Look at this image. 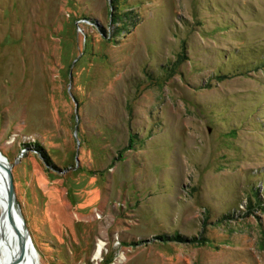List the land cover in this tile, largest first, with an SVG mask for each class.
I'll list each match as a JSON object with an SVG mask.
<instances>
[{"label": "rangeland", "instance_id": "374dc122", "mask_svg": "<svg viewBox=\"0 0 264 264\" xmlns=\"http://www.w3.org/2000/svg\"><path fill=\"white\" fill-rule=\"evenodd\" d=\"M0 153L40 264H264V0H0Z\"/></svg>", "mask_w": 264, "mask_h": 264}, {"label": "bare ground", "instance_id": "6f19581e", "mask_svg": "<svg viewBox=\"0 0 264 264\" xmlns=\"http://www.w3.org/2000/svg\"><path fill=\"white\" fill-rule=\"evenodd\" d=\"M6 158V157H5ZM0 153V264H40L39 256L34 259L32 256L21 260L20 242L16 229H21L19 217L21 207L15 208L12 213V222L8 217V185L9 180L4 163L6 162ZM7 163L10 165L9 160ZM100 242L98 252L102 248Z\"/></svg>", "mask_w": 264, "mask_h": 264}, {"label": "water", "instance_id": "95a60500", "mask_svg": "<svg viewBox=\"0 0 264 264\" xmlns=\"http://www.w3.org/2000/svg\"><path fill=\"white\" fill-rule=\"evenodd\" d=\"M77 128V127H76ZM6 162L4 163L6 173L8 176L9 180V185H8V217L9 220L12 222V213L15 210V208H18L19 201L17 199V192H16V187L14 183V178H13V172H12V164L9 165L7 163V159H3ZM20 223H21V229H16L17 234L19 237V242H20V250H21V260L26 259L29 256H32L34 259L39 256L37 249L34 245L31 233L29 231L28 224L26 222V219L24 217L23 212L20 213Z\"/></svg>", "mask_w": 264, "mask_h": 264}]
</instances>
